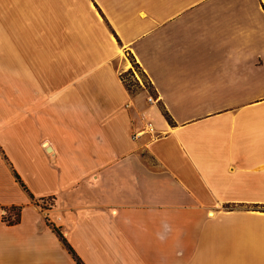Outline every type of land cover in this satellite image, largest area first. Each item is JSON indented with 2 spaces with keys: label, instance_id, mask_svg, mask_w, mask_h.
I'll use <instances>...</instances> for the list:
<instances>
[{
  "label": "crops",
  "instance_id": "0c3cea01",
  "mask_svg": "<svg viewBox=\"0 0 264 264\" xmlns=\"http://www.w3.org/2000/svg\"><path fill=\"white\" fill-rule=\"evenodd\" d=\"M54 226L81 264H264V0H0V264H77Z\"/></svg>",
  "mask_w": 264,
  "mask_h": 264
},
{
  "label": "rangeland",
  "instance_id": "374dc122",
  "mask_svg": "<svg viewBox=\"0 0 264 264\" xmlns=\"http://www.w3.org/2000/svg\"><path fill=\"white\" fill-rule=\"evenodd\" d=\"M128 55V54H127ZM130 58V65L129 69L127 71H122L121 76L129 88V90L132 93L139 92L140 90L145 91V95L142 98L143 103L148 104V103H154L157 101V97L155 95L154 89L149 82L148 78L142 71V69L139 67L137 62L133 60L130 55H128ZM149 96H152L153 99H149ZM14 210L16 209H11L9 208V211H7V216L10 214L11 216L14 215ZM81 264V263H77Z\"/></svg>",
  "mask_w": 264,
  "mask_h": 264
},
{
  "label": "trees",
  "instance_id": "16d2710c",
  "mask_svg": "<svg viewBox=\"0 0 264 264\" xmlns=\"http://www.w3.org/2000/svg\"><path fill=\"white\" fill-rule=\"evenodd\" d=\"M167 116V115H166ZM17 176V175H16ZM12 209H16L14 210V215L11 216L10 214L6 217H4L3 219L5 221H7L8 223H13V222H17L19 220V206H13ZM57 233L59 234V236L63 239V242L65 243V245L67 246L68 250L71 252L73 258L75 259L76 263H81L79 256L75 253L74 249L71 247V245H69L64 237L62 236V234L60 233V231L54 226L53 227Z\"/></svg>",
  "mask_w": 264,
  "mask_h": 264
},
{
  "label": "built area",
  "instance_id": "2783aa9c",
  "mask_svg": "<svg viewBox=\"0 0 264 264\" xmlns=\"http://www.w3.org/2000/svg\"><path fill=\"white\" fill-rule=\"evenodd\" d=\"M149 99L152 100L153 97H152V96H149ZM147 129H148L149 131L153 130V128H152V126H151L150 123H148ZM1 212H2V216H3V218L7 216V210H6V209H2Z\"/></svg>",
  "mask_w": 264,
  "mask_h": 264
}]
</instances>
